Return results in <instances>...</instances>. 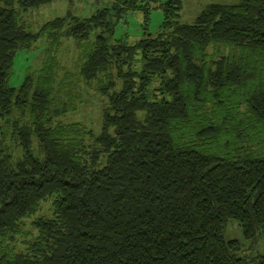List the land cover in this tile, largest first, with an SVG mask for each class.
<instances>
[{
    "label": "trees",
    "instance_id": "obj_1",
    "mask_svg": "<svg viewBox=\"0 0 264 264\" xmlns=\"http://www.w3.org/2000/svg\"><path fill=\"white\" fill-rule=\"evenodd\" d=\"M52 1L0 0V264H264L244 249L264 232V0L211 3L191 23L167 0L159 30L133 44L117 24L135 9L148 23L149 3L33 31L24 14ZM41 37L40 65L10 86L17 51ZM63 40L78 45L76 72ZM72 74L102 96L93 137L61 120L76 109L61 94ZM231 219L242 239L226 237Z\"/></svg>",
    "mask_w": 264,
    "mask_h": 264
},
{
    "label": "rangeland",
    "instance_id": "obj_2",
    "mask_svg": "<svg viewBox=\"0 0 264 264\" xmlns=\"http://www.w3.org/2000/svg\"><path fill=\"white\" fill-rule=\"evenodd\" d=\"M167 0H139V4L149 3L150 14L148 23L145 22L144 10L135 9L130 10L124 17L118 22L116 37L122 38L125 36L126 40L133 44L136 40L143 36L144 29L147 28L152 33H156L163 20L164 11L161 7V3ZM239 0H182L183 6L181 11V20L185 23H191L195 20L198 14L211 3H236ZM114 0H54L50 3L43 4L40 8L32 9L24 14L23 18L27 23H30V27L33 31L38 30L43 23L51 20L57 16H61L71 11L72 14L79 17H87L94 14L101 7H111ZM147 24V25H146ZM45 38L41 37L36 42V47L24 48L17 51L14 61L12 73L9 78V85L13 87L20 86L28 72V69L35 68L40 65V61L43 52L46 47ZM78 45L74 41L63 40V46L60 50V59L64 66L67 67V71L73 73L76 72L74 68L75 60L77 58ZM75 54V55H74ZM65 71H60L59 77L65 76ZM73 75V74H72ZM70 84L73 81L71 89L67 93L63 91L62 97L64 100H68V96H72L71 99L75 103L76 109L70 110L62 117L63 122H79L81 127L85 130H92L93 135H96L101 128L102 118V96L96 92V87L93 85H86L83 81H78L77 76L70 77ZM87 143L91 141L87 135L85 137ZM50 202L45 201L42 205V211L38 215L50 214ZM36 215L24 220V225L21 229V233L14 236V238L21 243L20 249L23 248L22 242L24 239L30 240L31 236L35 234V228L33 227V220ZM226 237L242 239L243 233L235 220H229L226 226ZM257 242L252 243L248 241L244 249L247 251V255H260L264 254V232H261ZM11 244V243H10ZM9 244V245H10Z\"/></svg>",
    "mask_w": 264,
    "mask_h": 264
}]
</instances>
